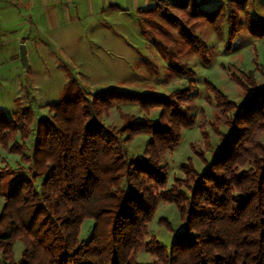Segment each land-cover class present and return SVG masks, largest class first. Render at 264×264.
<instances>
[{
	"label": "trees",
	"instance_id": "1",
	"mask_svg": "<svg viewBox=\"0 0 264 264\" xmlns=\"http://www.w3.org/2000/svg\"><path fill=\"white\" fill-rule=\"evenodd\" d=\"M250 4L229 0L206 10L195 0H155L139 13L158 15L206 63L207 46L194 32L203 25L219 35L226 23L227 53L243 28L264 38V16L242 20L238 15ZM190 21L198 22L196 28L187 25ZM151 39L168 57L169 73L187 81L184 87L169 94L113 87L91 92L71 78L48 105L51 116L35 121L28 154L32 113L20 108L9 117L0 110V146L29 165L26 175L18 169L12 179H5L9 166L0 169V264H264V87H257L250 74L244 75L247 82L231 74L245 93L236 104L205 83L204 98L214 104L227 132L216 130L220 141L210 161L200 154L201 173L182 165L184 179L168 187L166 153L178 147L182 130L197 119L200 128L207 121L195 102V73ZM126 104L137 105L146 116L159 113L154 120L121 113L119 128L106 127L102 117ZM138 135L148 141L140 156H130L125 146ZM161 202L175 205L183 223L168 247L155 237L147 239ZM87 219L94 225L83 241L80 228ZM160 223L172 231L166 219ZM17 240L22 251L15 260ZM141 251L153 260L140 263Z\"/></svg>",
	"mask_w": 264,
	"mask_h": 264
},
{
	"label": "rangeland",
	"instance_id": "2",
	"mask_svg": "<svg viewBox=\"0 0 264 264\" xmlns=\"http://www.w3.org/2000/svg\"><path fill=\"white\" fill-rule=\"evenodd\" d=\"M252 8L253 5H250L248 12L241 10L238 15L243 20L253 13ZM260 11L258 15L264 16V12ZM197 23L190 21L187 25H194L196 28ZM2 30H5V27H0V40L3 41V47L0 49V110L9 117L20 108L30 110L32 113L34 121L31 124V135L26 140L28 147L26 154L30 153L29 147L33 143L35 121L41 117L51 116L48 105L59 99L69 79H76L85 90L91 92L113 87L122 91H155L169 94L174 89L184 87L187 81L169 73L168 57L153 44L151 38L165 47L167 54H173L181 63L187 64L195 73L193 82L199 94L195 102L204 113L207 124L200 128L197 119L194 127L182 130L178 147L171 153H166L165 160L169 165L168 187L174 180L184 179L182 165L191 164L198 173H201L205 169V164L200 154L207 162L210 161L220 141V134L216 130L221 133L227 132L226 127L218 120V111L214 104H210L204 98L208 92L205 83L211 82L218 91L236 104L244 100L245 93L233 81L231 74L239 76L245 82L247 80L244 75L250 74L257 87H264V38L253 37L246 28H243L234 39L233 50L227 53L226 23L222 34L219 35L210 25H203L194 31L197 38L207 46L209 60L206 63L184 45L178 30L168 26L156 14L139 13L136 24L133 22L127 24L125 20H121L118 25L110 20L104 32L101 31L91 38L87 35L90 51L81 47H71V52H68L62 45L47 41L43 37L41 44H46L44 42L49 44L47 43L46 49L40 46L37 52L31 54L27 68L20 61V44L15 41L14 33L10 32L1 37ZM121 113L133 115L137 120L147 117L154 120L159 110H152L146 116L137 105H116L102 117L103 124L108 128H119L122 123ZM148 138L146 135L134 137L125 146L128 155L140 156ZM261 138L264 140V134ZM5 166L10 167V174H7L5 179H12L14 177L12 173H16L18 169H21V175H26L25 170L29 167L18 155L9 153L5 146H0V169ZM188 180L191 182L192 178ZM181 190L184 191V188ZM3 203L4 200L0 197V209ZM160 219H166L172 231L160 223ZM93 225L94 222L89 219L82 223L80 240L86 241L89 238ZM182 228L183 223L176 206L161 202L149 224L150 234L147 239L155 237L162 245L168 247L174 232H179ZM21 251L22 244L17 240L12 248L15 260L20 258ZM137 258L140 263L153 260V257L144 251H141Z\"/></svg>",
	"mask_w": 264,
	"mask_h": 264
},
{
	"label": "crops",
	"instance_id": "3",
	"mask_svg": "<svg viewBox=\"0 0 264 264\" xmlns=\"http://www.w3.org/2000/svg\"><path fill=\"white\" fill-rule=\"evenodd\" d=\"M154 1L0 0V27H5L1 37L10 32L14 33L15 41L26 47L27 61L40 46L46 49L48 42L41 44L43 37L47 41L62 45L68 52H71V47L90 51L87 35L91 38L101 31L104 32L110 20L118 25L121 20H125L127 24H136L139 11L152 7ZM195 1L202 2L204 9L212 10L219 3L225 4L229 0ZM250 1V5H253L251 16L261 13L260 10L264 12V0ZM250 5L242 10L248 12ZM2 47L3 41L0 40V49Z\"/></svg>",
	"mask_w": 264,
	"mask_h": 264
},
{
	"label": "water",
	"instance_id": "4",
	"mask_svg": "<svg viewBox=\"0 0 264 264\" xmlns=\"http://www.w3.org/2000/svg\"><path fill=\"white\" fill-rule=\"evenodd\" d=\"M19 54H20V61L22 65L27 68V54H26V47L24 44L19 45Z\"/></svg>",
	"mask_w": 264,
	"mask_h": 264
}]
</instances>
